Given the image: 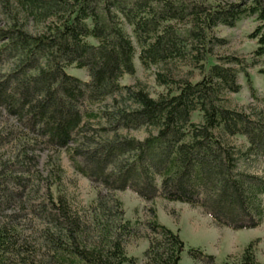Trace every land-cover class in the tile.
I'll return each mask as SVG.
<instances>
[{
  "label": "trees",
  "instance_id": "1",
  "mask_svg": "<svg viewBox=\"0 0 264 264\" xmlns=\"http://www.w3.org/2000/svg\"><path fill=\"white\" fill-rule=\"evenodd\" d=\"M117 1H105L104 14L92 15L91 0H18L21 7L39 15L53 14L60 22L57 36L40 42L21 30H0L3 39L16 34L25 43L30 38L42 52L52 50L54 44L58 47L49 71L26 82L21 92L20 120L30 124L32 132L26 134H35L22 146L37 140L56 154L65 150L76 172L107 191L130 189L144 200L160 196L198 205L212 219L233 229L259 225L264 220V174L247 170L243 160L253 157L264 162V107L226 106L224 94L241 87L239 71L256 98L247 68L234 55L218 56L210 63L205 58L216 39L212 28L248 14H255L259 22L250 34L256 40L253 54L263 57L264 0L213 7L189 2L179 10L173 5L162 8L161 18L190 16L189 33L205 49L204 64L198 65L200 78L191 81L157 72L156 83L165 86V92L153 97L138 86L127 91L131 107L112 105L111 109L87 111L105 98L108 84L103 73L90 82L69 74L64 58L77 53L75 46L93 50L79 45L76 28L90 16L94 22L90 34L100 41L96 57L110 62L112 70L132 69V46L111 14V4L122 8ZM183 41V35L171 27L153 31L144 38L138 58L144 66L182 58ZM259 72L264 76V67ZM7 84L0 83V104L7 99ZM261 100L264 103V91ZM194 111L201 114L199 122L190 119ZM141 127L149 131L141 139L121 133ZM4 131L0 144L14 136L10 126ZM236 135L244 137V149L229 142ZM38 179L44 181L43 191L30 199L25 193L28 176L0 174V203L25 197L21 207L26 208L23 219L16 213L0 220V264H137L124 248L126 238L134 234L119 200L100 198L92 204L90 227L87 216L74 210L64 195L53 194L46 178L40 175ZM146 224L143 264H180L185 243L178 231L155 219ZM187 252L204 264H214L213 255L201 249ZM224 264L261 263L248 243L236 260Z\"/></svg>",
  "mask_w": 264,
  "mask_h": 264
},
{
  "label": "rangeland",
  "instance_id": "2",
  "mask_svg": "<svg viewBox=\"0 0 264 264\" xmlns=\"http://www.w3.org/2000/svg\"><path fill=\"white\" fill-rule=\"evenodd\" d=\"M66 1L72 3L74 0ZM91 1V10L94 11L92 15L104 14L101 7L105 1L113 3L112 0ZM119 1L117 2L123 4L122 8L111 4V14L114 18L116 17V25L132 46V69L128 71L120 67L118 71L112 70L110 62L96 57L94 53L98 50L100 41L90 34V29L94 24L90 16L81 20L76 28L79 45L91 47L93 50L86 52L79 50V46H75L77 53L72 58H64V70L69 74L84 82H90L99 73H103V78L108 84L105 98L99 103L90 105L87 111L111 109L112 105L131 107L127 91L138 86L153 97L165 92L166 87L156 83L157 72L195 81L200 78L199 64H204L205 59L209 63L215 62L217 57L222 55H234L244 62L256 96V98L251 96L246 78L239 71L238 81L241 87L237 92L224 94L226 106L231 108H246L250 105L264 107L261 100L264 91V76L259 72V69L264 67V56H254L256 40L250 36L259 23L255 14L243 15L231 24H218L213 27L211 34L216 39L205 59V49L189 33L190 16L186 15L181 20L172 16L160 17V10L168 5H173V8L179 10L181 6L189 2L213 7L240 3L242 0ZM139 2L144 4L141 5ZM59 25L58 16L39 15L35 11L21 7L18 0H0V30H21L40 42L41 39L55 38L60 29ZM165 27H171L183 35L184 57H175L155 65H142L138 54L144 38L153 31H160ZM52 47V50L42 52L33 46L30 38L24 43L16 34L6 39H3L0 34V83L8 82L7 99L0 104V132L4 135L5 126H10L14 134L13 137L7 138L6 142L0 144V174L12 173L28 176V187L25 193L30 199L31 197L36 198L43 191L44 181L38 179L41 175L50 183L53 194L64 195L74 210L87 216L90 227H92L90 223L92 204L100 198L104 201L109 198L119 200L124 209V217L130 221L134 234L126 238L124 248L128 255L135 257L137 264L144 262V250L148 245L146 234L149 231L146 222L152 219L178 231L183 239L185 247L181 253L180 264H204L188 254L189 248H198L213 255L214 264H224L226 260L232 262L239 257L248 243H252L256 260L264 264V220L252 228L233 229L212 219L198 205L169 201L160 196L152 200H144L130 189L107 191L101 184L92 182L76 172L65 150L61 149L56 154L37 140L22 146L26 138H32L30 136L35 134L34 132V135L26 134L31 131L30 124L20 120L21 92L26 82L40 78L42 73L49 71L48 68L58 48L55 44ZM33 53L34 55L30 58ZM21 73L23 77L20 76ZM190 119L193 122H199L200 112H192ZM148 132L145 127L121 130L123 134L140 139ZM229 142L234 147L243 149L246 144L244 137L239 135L231 137ZM24 153L32 158L28 160ZM243 164L251 172L264 174V162L259 158L249 157L247 161L243 160ZM24 200L25 197L21 200L20 197L14 196L10 200L1 202L0 220L5 221L8 215L16 213L20 215L19 219H23L26 208H22L21 205Z\"/></svg>",
  "mask_w": 264,
  "mask_h": 264
}]
</instances>
